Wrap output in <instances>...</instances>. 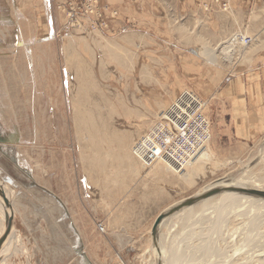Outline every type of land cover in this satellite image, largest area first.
Returning a JSON list of instances; mask_svg holds the SVG:
<instances>
[{
  "label": "rangeland",
  "instance_id": "1",
  "mask_svg": "<svg viewBox=\"0 0 264 264\" xmlns=\"http://www.w3.org/2000/svg\"><path fill=\"white\" fill-rule=\"evenodd\" d=\"M66 1L0 0V180L8 184L15 210L14 243L2 262L156 264L151 227L158 213L218 179L264 189V141L244 154H230L223 149L227 142L217 149L211 137V151L224 165L194 185L171 172L135 176L129 168L155 170L125 151L132 152L180 92L156 111L159 99L151 95L161 78H151L148 95L140 77L111 75L117 72L110 63L125 60L99 52L118 46L101 50L99 45L118 33L92 26V16L85 21L73 15L81 22L76 26L63 10ZM257 32L254 39L264 42V21ZM78 72L82 80L75 81ZM78 81L85 82L80 111L94 126L83 122L80 131ZM220 84L206 99L196 92L211 133L230 103ZM141 100L149 103V114L144 107L143 114L134 109L131 115L125 104L137 107ZM84 125L94 129V136L84 132ZM93 156L95 166L90 165ZM232 194L214 195L165 219L157 241L166 246L167 256H178L174 264H264V202L252 208L237 194L219 214L221 199ZM205 206H216L215 213Z\"/></svg>",
  "mask_w": 264,
  "mask_h": 264
},
{
  "label": "crops",
  "instance_id": "2",
  "mask_svg": "<svg viewBox=\"0 0 264 264\" xmlns=\"http://www.w3.org/2000/svg\"><path fill=\"white\" fill-rule=\"evenodd\" d=\"M223 1H228V9L222 7ZM100 4L120 12L118 17L106 14L107 26H102L110 33L119 34L109 42L111 47L118 48L99 52L106 58L111 54V60L116 62L125 60L122 65L109 62L117 72L111 75L140 77L143 93L148 91V95L154 83L151 78H161L158 79L160 88L151 95L159 99L156 111L185 90L183 85L191 86L190 89L206 99L222 82L221 92L230 103L222 108V115L215 122L212 133L215 148H222L218 147L219 142L225 141L224 150L244 154L257 142L264 141V48L245 51L247 46L238 42L231 51L233 55L228 52V46L240 39V33L248 31L253 38L257 36L259 24L264 21V0H220L219 3L215 0H100ZM102 46L105 49L107 45L100 39L99 47ZM136 105L125 104L131 115L134 109L140 110V114L144 113V107L146 112L150 110L147 101L141 100ZM137 144L131 153L125 152L129 153L128 158L135 156L138 164L144 163L134 153ZM212 146L210 142L209 151ZM146 166L155 171L146 173L140 167L129 169L135 176L145 177L150 173L169 172L179 176L181 169L190 176L199 175L195 171L197 166L170 168L160 160ZM7 246L2 250V257Z\"/></svg>",
  "mask_w": 264,
  "mask_h": 264
},
{
  "label": "built area",
  "instance_id": "3",
  "mask_svg": "<svg viewBox=\"0 0 264 264\" xmlns=\"http://www.w3.org/2000/svg\"><path fill=\"white\" fill-rule=\"evenodd\" d=\"M65 4L63 10L67 11L72 22L77 21L76 26L81 25V22L73 18V15L79 14L85 21L92 16L95 19L92 26L97 24L98 27H105L106 14H118L117 9L101 5L100 0H68ZM222 7L228 9V1H223ZM245 42H248V39H245ZM204 109L205 104L194 90H183L167 107L161 119L141 137L138 144L136 143L135 149L143 142L147 147L143 157L134 151L136 157L148 166L158 160L174 167L187 164L212 137L211 120Z\"/></svg>",
  "mask_w": 264,
  "mask_h": 264
},
{
  "label": "bare ground",
  "instance_id": "4",
  "mask_svg": "<svg viewBox=\"0 0 264 264\" xmlns=\"http://www.w3.org/2000/svg\"><path fill=\"white\" fill-rule=\"evenodd\" d=\"M250 33L249 32H243V33H241L240 34V41L239 40H237V42L234 40V42H232V44L231 45H229L228 47H229V51L228 52H230L231 53V51H233L234 50V48H236V45H238L239 43L240 44H242V45H244V46H247V49L245 50V51H247V50H250V52L251 51H257L258 49H260V48H263L264 47V42H262L261 41V38H256V39H254V38H250V35H249ZM245 39H248V42H245ZM239 42V43H238ZM252 42V43H251ZM238 43V44H237ZM112 45L110 44V43H108L107 44V46H106V48L107 47H111ZM101 48H103L104 49V47L102 46ZM225 49V48H224ZM244 50V49H243ZM202 52H204V51H202ZM214 54V53H213ZM229 54V53H228ZM232 54V53H231ZM233 55V54H232ZM214 56V55H213ZM215 57V56H214ZM112 58V57H111ZM216 58H214V60H215ZM216 61V60H215ZM81 74L82 73H80V72H78V75H77V77L75 78V81H76V79H81L82 80V76H81ZM83 83H85V82H82V83H80L79 81L75 84V92H76V96L78 95V97H76V101H75V104H77V106H79L78 107V109H77V112H76V114H77V119H78V124H80V127H78L77 126V129L80 131V130H83V127H82V123L84 122V124L86 123V124H90V121L88 120V116H87V114L85 113V111H80V105L79 104H83L82 102L84 101V99H85V96H83L82 94H83V91L85 90L84 88H83ZM84 85H86V84H84ZM85 95V94H84ZM75 114V115H76ZM89 121V122H88ZM96 125V124H95ZM85 126V125H84ZM88 126V125H87ZM91 128H93L94 126L92 125L91 126V124L89 125ZM154 126V125H153ZM84 132H88V133H90V134H92L93 136H94V129H89L88 127H84ZM96 138V137H95ZM95 138L93 139V137H91L90 139V141L92 142L91 143V145H92V147H91V145H90V147L91 148H94L95 147V149L97 148V146L95 145ZM97 140V139H96ZM90 144V143H89ZM98 145V144H97ZM94 146V147H93ZM137 146V145H136ZM209 146H210V142H207V144H205L201 149H199L195 154H194V156L192 157V159L187 163V164H185L184 166H172V165H170V164H168L167 162H164L168 167H170V168H186V169H188V168H195L196 166L198 167V168H195V171L196 172H199V175L197 176V177H193V176H190L189 174H185V171L183 170V169H181L180 171H179V176L178 177H180L182 180H184L186 183H188V184H190V185H194L195 184V182H197L196 180H198V179H201V178H204L205 176H207V175H209L210 173H212L213 171H217L218 169H220V167H222L223 165H224V163L222 162V161H220V160H218L217 158H215V155L213 154V152L212 151H209ZM136 148V147H135ZM134 148V151L136 152V154L137 155H139V156H141V157H143L144 156V152L146 151L147 152V147H146V145H145V143L143 142L142 144H141V146L139 147V148H137V149H135ZM209 151V152H208ZM150 153V152H149ZM113 159H115V157L113 158ZM163 162V161H162ZM90 165H97V160H95V157L93 156L92 157V159H90ZM229 165V164H228ZM201 171L202 172H207L206 173V175H202V173H201ZM245 174H247V172L245 173ZM239 176V175H238ZM242 176V175H241ZM246 176V175H245ZM241 178V177H240ZM259 178H261V177H259ZM258 178V179H259ZM233 179V178H232ZM217 180V179H216ZM247 180V179H246ZM261 180V179H260ZM259 180V181H260ZM262 180H264V178L262 179ZM255 181V180H254ZM253 182V181H252ZM0 184H2L3 185V187H4V191H5V194H6V196L11 200V204H12V207H13V213H14V216H15V210H14V201H13V199L11 198L12 197V193L10 192V188H9V186H8V184H6V183H3L1 180H0ZM213 185H219V186H236L235 184H233V183H229V182H226L225 180H219L218 179V181L217 182H215L214 184L212 183V185H210V186H208L206 189H208V188H210L211 186H213ZM205 188V187H204ZM204 188L202 189V190H204ZM205 189V190H206ZM224 193V192H223ZM223 193H222V195H223ZM234 193V192H233ZM221 194V193H220ZM237 194H239V193H236V194H232L231 196H229V197H227L226 199H221V204H220V206H219V214H223V205L225 206V207H228V205L230 204V200L231 199H233V198H235V197H237ZM221 195V196H222ZM242 195V194H241ZM212 198V197H211ZM210 198H208V199H205V200H202V201H200V202H198V203H204V202H206V201H208ZM242 199L243 200H245L246 201V203H249V205H251V207L252 208H256L258 205H261L262 206V204H263V202H264V199H257V198H254V197H251V196H245V195H243L242 196ZM218 201V200H217ZM215 203V202H214ZM194 206V205H193ZM193 206H191V207H189V208H186V211L187 210H191V208H193ZM5 203H4V201H3V198L1 197V195H0V233L2 232L1 231V229H2V227L4 228V226H5V212H4V210H5ZM206 207V206H205ZM214 209H216V206H209L208 208L206 207V209L205 210H207V211H210V212H212ZM206 212V211H205ZM214 212V211H213ZM215 213V212H214ZM174 215V214H173ZM172 216V215H171ZM171 216H169V217H171ZM13 232H15V228L13 229ZM12 235H13V233H12ZM15 235V234H14ZM13 235V236H14ZM13 236L7 241V242H5V245H4V247H6L7 245L9 246V242L11 241L12 242V238H13ZM15 241V240H14ZM12 243H14V242H12ZM163 244V243H162ZM16 245V244H15ZM165 245V244H164ZM184 245V244H183ZM166 247V246H165ZM165 247L164 246H161L160 248H159V251H157L156 249H154L155 251H154V253H155V258L156 259H158L159 257L161 258H163V260H164V263L165 264H172L173 262H175V261H178V256H173V257H170V256H167V252L168 251H166V249H165ZM182 247V246H181ZM168 250V249H167ZM8 251V250H7ZM4 252V251H3ZM9 252V251H8ZM182 252V251H181ZM0 254H2V251H1V253ZM5 254V253H4ZM4 256V255H3ZM6 256V255H5ZM4 258V257H3ZM1 258L0 259V264H2L3 262V260H5L6 261V258ZM166 261V262H165ZM172 262V263H171ZM3 264H5V262L3 263ZM174 264V263H173Z\"/></svg>",
  "mask_w": 264,
  "mask_h": 264
},
{
  "label": "water",
  "instance_id": "5",
  "mask_svg": "<svg viewBox=\"0 0 264 264\" xmlns=\"http://www.w3.org/2000/svg\"><path fill=\"white\" fill-rule=\"evenodd\" d=\"M223 192H234L239 193L245 196H251L257 199H264V189L259 188H247V187H241V186H219V185H213L208 189H204L194 195L188 196L186 198H183L177 202H175L173 205L169 206L165 210H163L158 216L156 217L152 228H151V236L152 241L155 246V249L159 251V232L162 223L167 219L169 216L183 210L186 208H189L198 202L208 199L214 195L223 193ZM0 195L3 198V201L5 203V226L3 228V231L0 234V253L4 248L5 242H7L11 237L13 233V229L15 227V218L13 213V207L11 204V200L6 196L4 187L2 184H0ZM3 258L0 254V259ZM156 264H165L163 258L159 257L156 259Z\"/></svg>",
  "mask_w": 264,
  "mask_h": 264
}]
</instances>
